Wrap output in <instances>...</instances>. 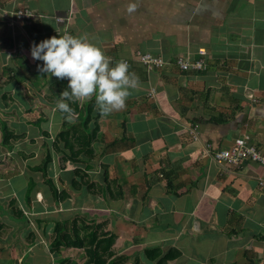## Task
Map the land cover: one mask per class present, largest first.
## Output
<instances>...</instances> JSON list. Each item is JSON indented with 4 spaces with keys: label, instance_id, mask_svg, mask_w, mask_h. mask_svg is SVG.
<instances>
[{
    "label": "crops",
    "instance_id": "crops-1",
    "mask_svg": "<svg viewBox=\"0 0 264 264\" xmlns=\"http://www.w3.org/2000/svg\"><path fill=\"white\" fill-rule=\"evenodd\" d=\"M2 10L33 16L6 19ZM66 31L112 64L127 61L140 86L125 110L108 116L94 98L77 101L82 115L91 106L87 131L98 129L92 155L60 168L51 142L70 122L56 110L68 80L40 72L43 61L30 50ZM198 48L206 51L203 70L173 62L196 59ZM138 52L167 63L148 69ZM2 124L21 136L11 148L0 144V264H83L80 248L50 252L55 222L73 219L115 235L116 264L145 262L153 247L178 252L168 264H264V165L211 158L242 134L264 151V0H0V133ZM45 144L57 189L72 193L58 203L33 169ZM77 166L88 187L70 185Z\"/></svg>",
    "mask_w": 264,
    "mask_h": 264
},
{
    "label": "trees",
    "instance_id": "trees-1",
    "mask_svg": "<svg viewBox=\"0 0 264 264\" xmlns=\"http://www.w3.org/2000/svg\"><path fill=\"white\" fill-rule=\"evenodd\" d=\"M68 90L70 91V89ZM69 106L78 113V121H75V123L63 122L60 131L56 133L51 142L53 152L58 155L60 168H64V162H85L84 160L86 159L82 156L86 157V154L92 155L90 145L96 138L98 130L95 126L91 133L87 131V124L90 120V104L82 107L84 115L81 114L82 109L78 107L77 101H70ZM1 128L0 144L11 148L10 141L18 139L21 135L12 133L4 124H2ZM44 135L48 137V133ZM51 163L52 152L49 146L45 144L42 159L39 165L33 167V169L41 172L43 182L48 185L54 202L58 203L70 197L72 193L66 185H63L61 190L57 189L48 171ZM74 176L75 178H72L70 183L73 188L82 184H86L88 187V175L85 169L80 166L75 167ZM58 179L62 183L61 178ZM33 185L34 183L31 180L28 184V192ZM90 185V187L95 186L93 183ZM50 238V252L59 253L62 246L82 249L83 256L86 257L83 264H116L118 262L112 249L115 235L108 232L98 233L95 222L88 223L85 219H73L71 222L66 220L55 222ZM144 254L147 261L141 262L139 259H135L132 264H168V261L173 260L178 252L173 248L162 252L158 247H153L144 249Z\"/></svg>",
    "mask_w": 264,
    "mask_h": 264
},
{
    "label": "clouds",
    "instance_id": "clouds-1",
    "mask_svg": "<svg viewBox=\"0 0 264 264\" xmlns=\"http://www.w3.org/2000/svg\"><path fill=\"white\" fill-rule=\"evenodd\" d=\"M136 7L129 4L127 11L132 13ZM30 54L33 60L43 61V67L38 66L40 72L68 80L70 91L60 94L56 110L66 113L70 122L76 114L65 101L83 103L94 98L99 113L108 116L125 110L128 98L140 86L139 77L129 71L126 61L112 64V58L101 48L67 31L34 44Z\"/></svg>",
    "mask_w": 264,
    "mask_h": 264
},
{
    "label": "built area",
    "instance_id": "built-area-1",
    "mask_svg": "<svg viewBox=\"0 0 264 264\" xmlns=\"http://www.w3.org/2000/svg\"><path fill=\"white\" fill-rule=\"evenodd\" d=\"M2 16L6 19L10 17H15L17 19L30 18L33 16V13L28 10H16L13 12L2 10ZM57 20L64 21L66 18L57 17ZM64 33L65 32H63L61 36ZM197 54L198 57L196 59H191L187 55L177 56L174 58L173 62L180 70L183 71L203 70L205 68L203 57L205 56L206 51L204 48H198ZM137 55L138 61L148 69H159L167 63V61L162 57L149 52H138ZM153 93L154 91L151 89L149 95H152ZM211 158L220 165H229L233 167H239L242 162L246 160L264 165V151L252 143L250 136L247 134H242L241 136L235 138L228 148L212 152ZM258 184L261 188H264V180L260 179Z\"/></svg>",
    "mask_w": 264,
    "mask_h": 264
},
{
    "label": "rangeland",
    "instance_id": "rangeland-1",
    "mask_svg": "<svg viewBox=\"0 0 264 264\" xmlns=\"http://www.w3.org/2000/svg\"><path fill=\"white\" fill-rule=\"evenodd\" d=\"M0 138H1V133H0ZM17 140V139H16ZM11 142V141H10ZM12 143V142H11ZM43 156V155H42ZM8 157H11L10 155L8 156ZM14 171V170H13ZM12 171V172H13ZM51 175L53 174V170H52V172L50 171L49 172ZM78 252L79 251H77V250H74V262H76V259H79V261H82L81 259H82V257L78 254ZM81 258V259H80Z\"/></svg>",
    "mask_w": 264,
    "mask_h": 264
}]
</instances>
